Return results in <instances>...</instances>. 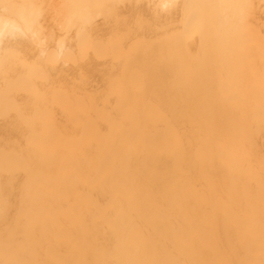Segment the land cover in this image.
<instances>
[{"label": "bare ground", "instance_id": "bare-ground-1", "mask_svg": "<svg viewBox=\"0 0 264 264\" xmlns=\"http://www.w3.org/2000/svg\"><path fill=\"white\" fill-rule=\"evenodd\" d=\"M0 264H264V0H0Z\"/></svg>", "mask_w": 264, "mask_h": 264}]
</instances>
